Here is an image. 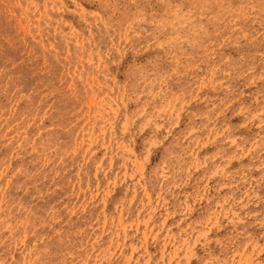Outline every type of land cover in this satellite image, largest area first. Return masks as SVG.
Segmentation results:
<instances>
[{"label": "rangeland", "instance_id": "1", "mask_svg": "<svg viewBox=\"0 0 264 264\" xmlns=\"http://www.w3.org/2000/svg\"><path fill=\"white\" fill-rule=\"evenodd\" d=\"M0 264H264V0H0Z\"/></svg>", "mask_w": 264, "mask_h": 264}]
</instances>
